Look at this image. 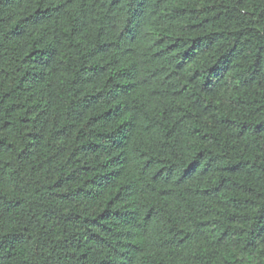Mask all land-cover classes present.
I'll use <instances>...</instances> for the list:
<instances>
[{
	"label": "trees",
	"instance_id": "obj_1",
	"mask_svg": "<svg viewBox=\"0 0 264 264\" xmlns=\"http://www.w3.org/2000/svg\"><path fill=\"white\" fill-rule=\"evenodd\" d=\"M0 264H264V0H0Z\"/></svg>",
	"mask_w": 264,
	"mask_h": 264
}]
</instances>
